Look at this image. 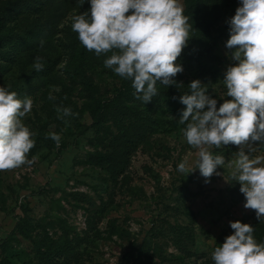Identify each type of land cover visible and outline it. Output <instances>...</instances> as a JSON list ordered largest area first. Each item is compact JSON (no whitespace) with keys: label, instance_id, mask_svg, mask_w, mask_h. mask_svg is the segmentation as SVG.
Here are the masks:
<instances>
[{"label":"rangeland","instance_id":"374dc122","mask_svg":"<svg viewBox=\"0 0 264 264\" xmlns=\"http://www.w3.org/2000/svg\"><path fill=\"white\" fill-rule=\"evenodd\" d=\"M239 6L241 0H200L197 10L184 13L192 25L184 49L200 58H177L183 71L173 79L183 86L159 85L161 100L135 101L148 123L128 128L127 141L120 136L100 148L113 158L101 166L88 156L95 131L82 109L90 94L85 84L102 101L131 81L104 67L110 53L98 57L72 31V17L90 8L88 0H0L4 31L13 35L0 41V86L32 99L22 119L35 133L32 163L0 171V264H214L213 251L234 232L230 222L257 221L232 178L239 146L210 149L225 164L207 182L198 168L178 171L182 161L191 169L198 159L183 135L187 122H179L186 107L179 97L200 80L217 107L230 99L223 78L236 62L225 45ZM37 56L41 71L33 68ZM62 108L74 115L64 116ZM53 132L61 135L59 146L49 138ZM250 146L255 151L244 150L251 158L264 156V143Z\"/></svg>","mask_w":264,"mask_h":264},{"label":"clouds","instance_id":"9594fccd","mask_svg":"<svg viewBox=\"0 0 264 264\" xmlns=\"http://www.w3.org/2000/svg\"><path fill=\"white\" fill-rule=\"evenodd\" d=\"M88 3V10L72 17V31L98 57L110 53L104 67L130 80L136 99L150 102L158 95V81L165 87L183 86L173 78L183 71L176 61L187 46L192 25L181 0ZM229 24L225 46L236 63L227 68L223 83L230 99L217 107V100L207 94V86L200 80L191 81L190 94L179 97L186 106L179 122H187L183 135L187 144L198 150V159L191 169L182 161L178 171L188 174L198 168L207 182L217 166L225 164L224 157L214 156L210 149L239 146L232 178L245 196L244 208L255 210L260 221L264 218V156L251 158L244 149L248 147L251 153L255 151L252 142L264 143V0H241ZM43 67V58L35 57L33 68L41 71ZM9 89L10 85L0 86V171L31 164L28 154L35 144V133L22 119L31 112L33 101L27 96L21 99ZM58 111L74 115L70 108ZM49 138L59 146L60 134L50 133ZM230 227L234 232L212 253L214 264H264V243L254 238V227L240 221L230 222Z\"/></svg>","mask_w":264,"mask_h":264},{"label":"trees","instance_id":"16d2710c","mask_svg":"<svg viewBox=\"0 0 264 264\" xmlns=\"http://www.w3.org/2000/svg\"><path fill=\"white\" fill-rule=\"evenodd\" d=\"M199 1L200 0H186V10L184 13H191L194 10H197ZM4 19L5 16L0 13V41L10 40L13 38V35L10 32L4 31ZM79 55L82 60H80L81 65H83L82 62L85 61L83 60L85 52L81 49V51H79ZM179 57L187 59L200 58L199 54L189 51L188 49H183ZM157 84L158 95L154 96L152 99H155L158 102V100L162 99V96L165 92L159 87V81ZM85 85L87 87L88 94L95 93L94 96L89 94V96L86 97V101L84 102L85 106L82 108L83 110H86V113L92 118L91 127L95 131V136L87 139L88 145L93 149L92 152L88 153V156L99 158L101 161L99 165L101 166L110 165L113 161V158L111 156L102 155L99 153V149L102 147L104 148L106 145L111 146L114 142H118L120 136H122V138L127 141L126 135L128 133V128H131L134 125L147 124V117H143L139 110L133 107V104L137 99L134 96L135 89L131 84L129 86L126 84L129 89H125V86H122L113 100L106 98L102 99V101H100L99 97L97 96L96 89L92 85L88 83ZM109 103L110 105H107ZM125 120H127L129 123L128 127H126L124 123ZM132 121L133 124L131 126L130 124ZM113 129L118 132V135L113 132ZM21 220V218L18 219L14 230L11 232L8 238L4 240V243L9 242V240L12 238V235L14 234L16 227L19 225ZM263 223L264 222L261 220H257L251 224L254 227V238L258 243H264V234L262 233Z\"/></svg>","mask_w":264,"mask_h":264}]
</instances>
